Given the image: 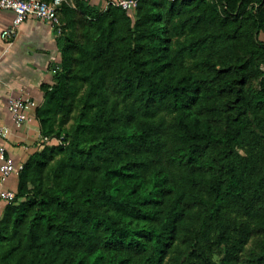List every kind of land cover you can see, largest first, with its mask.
Returning <instances> with one entry per match:
<instances>
[{
    "label": "trees",
    "instance_id": "1",
    "mask_svg": "<svg viewBox=\"0 0 264 264\" xmlns=\"http://www.w3.org/2000/svg\"><path fill=\"white\" fill-rule=\"evenodd\" d=\"M57 17L48 141L0 218V264H237L264 235V0Z\"/></svg>",
    "mask_w": 264,
    "mask_h": 264
},
{
    "label": "crops",
    "instance_id": "2",
    "mask_svg": "<svg viewBox=\"0 0 264 264\" xmlns=\"http://www.w3.org/2000/svg\"><path fill=\"white\" fill-rule=\"evenodd\" d=\"M65 1V0H64ZM72 5V0H66ZM97 10H103L110 1L84 0ZM13 14L0 11V32L7 28ZM59 29L33 16L18 28L11 45L0 37V165L10 161L15 171L7 176L0 173V193L17 191L18 172L28 157L39 150L43 139L35 119V111L42 100L40 87L50 83L59 68L60 55L56 47ZM10 97H20L26 103L25 123H15L7 108ZM8 202L0 199V218Z\"/></svg>",
    "mask_w": 264,
    "mask_h": 264
},
{
    "label": "built area",
    "instance_id": "3",
    "mask_svg": "<svg viewBox=\"0 0 264 264\" xmlns=\"http://www.w3.org/2000/svg\"><path fill=\"white\" fill-rule=\"evenodd\" d=\"M62 2L63 0H53L48 3L41 0H0V11H10L13 14L10 25L0 32L1 39L6 44L11 45L17 36L19 26L31 16L57 27L59 25L57 11ZM137 2L138 0L110 1L102 11L109 5L120 7L126 11H132L135 9ZM7 108L15 123L22 124L27 122L28 116L25 113L26 103L22 98L10 97L7 102ZM43 141H48V139L43 138ZM0 152L4 153V149L0 148ZM14 171L15 168L10 161H6L0 165V173L3 176H7ZM0 199L11 203L15 199V195L9 191H3L0 193Z\"/></svg>",
    "mask_w": 264,
    "mask_h": 264
},
{
    "label": "rangeland",
    "instance_id": "4",
    "mask_svg": "<svg viewBox=\"0 0 264 264\" xmlns=\"http://www.w3.org/2000/svg\"><path fill=\"white\" fill-rule=\"evenodd\" d=\"M75 33H76V35H78L80 33V29L77 28ZM74 116H76V113L73 114V117ZM72 123H73L72 119L70 118V120H69L68 124L66 125V127L70 126ZM263 237H264L263 234H258V235L254 236L250 240L249 244L246 246V248L244 249L243 253L240 255V259H239L237 264H246L248 258L251 255L257 253V251H258V243Z\"/></svg>",
    "mask_w": 264,
    "mask_h": 264
}]
</instances>
